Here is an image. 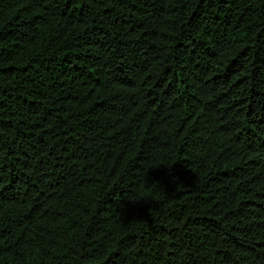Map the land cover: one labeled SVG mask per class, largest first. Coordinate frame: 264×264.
<instances>
[{
	"label": "trees",
	"instance_id": "obj_1",
	"mask_svg": "<svg viewBox=\"0 0 264 264\" xmlns=\"http://www.w3.org/2000/svg\"><path fill=\"white\" fill-rule=\"evenodd\" d=\"M0 264H264V0H0Z\"/></svg>",
	"mask_w": 264,
	"mask_h": 264
}]
</instances>
